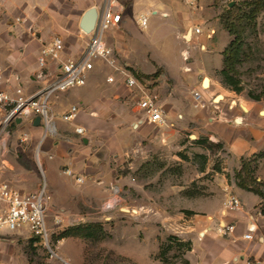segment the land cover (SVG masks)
I'll list each match as a JSON object with an SVG mask.
<instances>
[{"label": "crops", "instance_id": "obj_1", "mask_svg": "<svg viewBox=\"0 0 264 264\" xmlns=\"http://www.w3.org/2000/svg\"><path fill=\"white\" fill-rule=\"evenodd\" d=\"M121 1L127 4L122 22L107 34V42L114 48L117 61L128 65L141 83L157 89L169 117H181L186 123L191 118L207 122L205 134L214 143L223 144V151L229 154L233 164H239L241 159L258 152L264 146V103L251 99L246 107L233 104L227 108L220 105H217V109L211 107L217 92L223 89L213 74L223 68L224 52L231 42L230 34L219 19L213 18L215 4L219 2L202 0L200 7L194 9L181 0ZM61 7V1L56 7L54 0H0V55H6V72L0 73V89L14 91L21 87L26 95H30L47 85L58 70L57 62H49L51 75L42 79H35L34 75L40 71L38 59L41 49L56 36L64 40L62 59L82 55L90 35L81 29L80 22L86 11L96 6L94 3L81 5L74 26L72 23H62L71 15L63 13ZM96 8L98 11L101 9ZM199 13L203 19L198 17ZM140 16L148 17L145 29L138 24ZM153 21L171 29L169 35L172 34L175 40L187 46L180 52L181 62L178 58L176 62L171 59L174 51L166 41L167 35L153 27ZM196 26L201 27V34L194 32ZM210 31H214L212 36L208 35ZM223 32L229 40L219 49L221 42L215 40ZM217 53L222 54V62L216 66L213 62ZM158 68L161 69L159 73ZM109 75H114V82L107 81ZM207 77L210 85L204 88L203 81ZM30 87L33 90L27 93L25 88ZM194 89L202 91L204 107L196 108L193 105ZM138 96L135 89L126 85L121 74L97 61L84 85L59 92L51 98L52 111L58 116L76 105L79 112L75 119L57 120L56 133L45 138L42 125H34L35 118L17 120L13 134L23 132L19 135L21 142L27 141L31 134H37L41 141V151L45 156L43 167L50 193H55L56 183L64 179V166L72 169L76 175L85 177L95 174L99 160L103 164L104 156L107 160L109 158L113 136L118 138L127 131L131 132L132 143L139 150L144 142L151 148L173 145L174 131L148 123L144 120L143 112L135 108L134 101ZM188 126L187 123L183 129ZM77 127H83L85 132L77 133ZM176 134L180 135V132ZM121 148L125 149L124 146ZM102 151H105V155L99 153ZM3 154L5 152H0V165L7 162ZM216 174L221 184L214 189L217 192L213 195L217 208L203 210L188 207L185 209L194 211V214L188 216L181 213L177 217L181 221L179 229L182 235L191 237L193 242L191 251L185 257L189 264H248V261L264 264V215L258 210L263 198L252 191L229 185L225 174ZM3 175L0 172V176ZM231 190L242 201L243 206L239 211L224 209V202ZM141 209L142 206L140 212ZM218 209L221 211L219 216ZM204 212L208 213V218L212 216L210 220L206 221L205 216L201 215ZM229 224H234L235 229L224 231ZM249 226L256 228L252 239L245 238ZM4 240L6 238H0V264L7 253Z\"/></svg>", "mask_w": 264, "mask_h": 264}, {"label": "rangeland", "instance_id": "obj_2", "mask_svg": "<svg viewBox=\"0 0 264 264\" xmlns=\"http://www.w3.org/2000/svg\"><path fill=\"white\" fill-rule=\"evenodd\" d=\"M59 1L62 12L71 15L62 23H72L74 26L81 5L94 3L100 8L105 0H54L56 7ZM121 3L127 10V4L122 1ZM236 4L237 8L231 12L230 7L215 4L213 18L219 19L225 26L224 20L227 17H237L248 9L242 1ZM198 17L203 19L200 13ZM152 23L153 27L167 35L166 41L174 51L171 59L176 62L178 58L181 62L180 52L187 49V46L175 40L172 34L169 35L172 30L168 27L156 21ZM248 23L245 19L242 22L245 25L243 39L233 64V73L241 79L243 90L238 93L225 86L218 70L213 76L223 89L214 97L211 103L213 109H217V105L227 108L230 104L246 107V103L252 101L249 93L264 95V10L249 25ZM203 26L207 28V25ZM228 40L223 32L218 34L215 41L221 42L219 49H222ZM221 62L222 54H215L213 64L217 66ZM5 66L6 55H0V73L6 72ZM159 71L160 68L157 73ZM34 77L36 79V74ZM32 90V87L25 88L27 93ZM220 96L221 100L217 101ZM192 101L196 108L205 105L204 101ZM259 102L264 103V98ZM167 119L165 124L158 126L174 131L172 146L158 145L151 148L144 142L139 150L132 143L131 132L127 131V134H121L118 138L113 136L109 158L107 160L104 156L103 164L99 160L95 166V174L83 176L82 183L64 174V179L56 183L55 193L49 191L51 199L48 224L54 254L28 232L14 233L1 237L6 238L4 243L7 245L6 257L1 264H189L185 255L191 251L193 242L191 237L182 235L179 229L181 221L177 217L181 213L191 216L187 211L192 210L185 209L188 207L203 210L217 208L213 195L217 193L214 190L216 186L220 187L221 184L217 180L216 172L225 174L228 184L237 187H240V179L249 177L251 187L262 193L260 197L263 202L258 205V210L263 214L264 146L254 155L241 159L239 164H233L229 154L223 151L224 148L216 146L220 142L214 143L205 134L204 126L207 122H198L191 118L187 122L188 128L183 129L187 125L185 119L171 118L168 112ZM13 129L14 126L12 132ZM130 130L133 131L132 127ZM177 131L180 135L176 134ZM20 134L12 133L7 149L2 150L7 162H1L0 172L4 175L0 176V182L9 181L20 191L29 192L43 184V180H40L37 155L41 154L43 164L45 156L37 134H31L25 142H21ZM203 139H208V142H197ZM99 153L105 155V151ZM199 154L207 155V158L203 159ZM65 168L64 166L62 169ZM230 192L234 194L233 190ZM218 210L217 216L221 213ZM201 215L205 216L206 221L212 217L208 218L207 212ZM78 226L90 231L91 235L62 237L69 229ZM170 237L178 238L182 242H172ZM188 242L190 250L181 244ZM168 245L173 247L165 250ZM161 247L166 251L162 255Z\"/></svg>", "mask_w": 264, "mask_h": 264}, {"label": "built area", "instance_id": "obj_3", "mask_svg": "<svg viewBox=\"0 0 264 264\" xmlns=\"http://www.w3.org/2000/svg\"><path fill=\"white\" fill-rule=\"evenodd\" d=\"M190 8H198L202 0H181ZM220 5L230 7L231 2L244 0H217ZM124 5L120 0H105L101 7L95 27L90 34L89 40L82 55L78 58L67 57L62 59L64 40L60 36L53 38L51 43L41 49L39 56L40 71L36 77L39 79L51 75L49 62L58 63V70L54 78L35 93L26 95L21 87L14 91L0 89V149L7 148V143L12 136V128L17 120L37 116L40 117V125L43 128V138L56 133V121H72L78 115L79 109L72 106L66 113L56 115L51 108V98L73 87L82 86L86 83L88 74L95 68L96 62L101 61L121 74L128 87L135 89L139 96L134 101L135 108L143 112L144 120L150 124L163 125L167 122V110L156 88L141 83L133 74L128 65L120 64L115 56L114 48L107 42L108 32L120 25L123 18ZM138 24L142 29L148 26V17L140 16ZM196 34H201L199 26L194 27ZM214 31L208 33L212 36ZM108 82H114V75L107 77ZM192 98L196 103H203V93L194 89ZM76 132L83 134L85 129L77 127ZM38 168L41 173L43 184L31 192H22L9 181L0 182V238L17 232H28L32 237L51 253H55L51 243V229L48 224V211L51 196L46 181L45 170L40 154L37 155ZM66 176H70L78 183L84 181V177L76 175L69 167L63 169ZM241 199L229 194L224 202L226 211H239L242 209ZM58 222V221H57ZM234 224L224 227V231H233ZM255 227L249 226L245 234L246 239H252ZM248 264H254L248 261Z\"/></svg>", "mask_w": 264, "mask_h": 264}, {"label": "trees", "instance_id": "obj_4", "mask_svg": "<svg viewBox=\"0 0 264 264\" xmlns=\"http://www.w3.org/2000/svg\"><path fill=\"white\" fill-rule=\"evenodd\" d=\"M243 4H245L248 9L245 10L244 12H242V15L239 16H229L224 20V28L228 31V33L230 34V36L233 38L231 39V42L229 44V46L227 47V49L224 52V65L223 68L219 71L221 78H222V82L225 86L231 88L232 90L236 91V92H241L243 90V87L241 86V79H239L238 77H236L234 72V62H235V56L238 54V52L240 51V42L243 39L242 34L244 33V28L245 25L242 24L243 20H247L249 23L247 25L250 24V22H252L253 20H255L256 16L262 11L264 10V0H244L242 1ZM238 4L233 5L232 7H230V12L234 11V9L237 8ZM242 19V20H240ZM239 43V44H238ZM249 97L253 100L259 101L261 99L264 98V95H255L253 93H249L248 94ZM198 143H205L208 142V139H203V140H198ZM211 145H213L211 143ZM218 148H222L223 145L222 144H217L216 145ZM199 157L206 159L207 155H203V154H199ZM244 169V167H243ZM240 177V174H239ZM241 178V177H240ZM249 182V183H248ZM250 179L249 177H244L243 179H240L238 185L240 186V188L248 190V191H252L256 194H258L259 196H262V193L259 190H256L254 188L251 187L250 184ZM188 213L192 214V211H187ZM264 214V212H263ZM78 235H85V236H90L91 233L90 231L85 230L83 227L78 226V227H73L71 229H69L67 232L64 233V235L62 237L65 236H78ZM170 239L175 242H182L180 241V239L175 238V237H170ZM182 245H186L187 249L190 250L191 246L190 243H181ZM172 245H168V248L165 250H169L170 248H172ZM164 249H162L161 247V255L164 254L166 251Z\"/></svg>", "mask_w": 264, "mask_h": 264}, {"label": "water", "instance_id": "obj_5", "mask_svg": "<svg viewBox=\"0 0 264 264\" xmlns=\"http://www.w3.org/2000/svg\"><path fill=\"white\" fill-rule=\"evenodd\" d=\"M233 5H235V2H231L230 7H232ZM98 14H99V11L97 10V8L92 7L90 9H88L86 11V13L83 15L81 22H80V27L86 34L90 35L92 33V31L95 27L97 18H98ZM34 125L35 126L40 125V117L39 116H37L35 118Z\"/></svg>", "mask_w": 264, "mask_h": 264}, {"label": "bare ground", "instance_id": "obj_6", "mask_svg": "<svg viewBox=\"0 0 264 264\" xmlns=\"http://www.w3.org/2000/svg\"><path fill=\"white\" fill-rule=\"evenodd\" d=\"M210 85V79L207 77L206 79H204L203 81V87L207 88ZM221 96L217 98V101L221 100ZM264 113V112H263Z\"/></svg>", "mask_w": 264, "mask_h": 264}]
</instances>
